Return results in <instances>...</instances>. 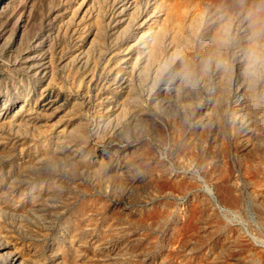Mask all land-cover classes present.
<instances>
[{"label": "rangeland", "instance_id": "obj_1", "mask_svg": "<svg viewBox=\"0 0 264 264\" xmlns=\"http://www.w3.org/2000/svg\"><path fill=\"white\" fill-rule=\"evenodd\" d=\"M0 264H264V0H0Z\"/></svg>", "mask_w": 264, "mask_h": 264}]
</instances>
